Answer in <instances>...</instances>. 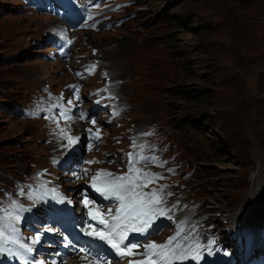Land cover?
Segmentation results:
<instances>
[{
  "label": "rangeland",
  "instance_id": "obj_1",
  "mask_svg": "<svg viewBox=\"0 0 264 264\" xmlns=\"http://www.w3.org/2000/svg\"><path fill=\"white\" fill-rule=\"evenodd\" d=\"M134 1L137 4L128 9L135 13L131 20L115 30L81 35L75 51L62 55L50 39L51 17L19 0H0L4 251H13L3 244L11 223L16 232L32 235L23 236L26 250L49 231V214L19 217L21 223L2 216L17 200L36 206L31 198L42 191L31 184L43 186L41 171L71 184L55 164L59 161L54 149L62 152L63 163L71 149L53 106L61 100L63 107L78 93L83 96L86 85H97L98 76L87 82L94 57L105 58L103 67L122 82L119 90L129 110L114 126L103 121L106 131L118 134L123 125H136L139 133L157 127L165 139L164 147L158 146L159 162L191 174L192 179L171 180L190 190L189 198L202 205L201 215L210 211L211 224L220 231L226 230V222L233 224L248 202L249 223L264 221V0ZM67 126L76 136V123ZM114 140L118 138L111 136L110 146L121 147L119 142L112 145ZM258 182H263L260 190ZM58 186L53 183L57 198L63 192ZM46 198L52 199L50 208L54 206L56 199ZM0 261L8 259L0 253Z\"/></svg>",
  "mask_w": 264,
  "mask_h": 264
},
{
  "label": "bare ground",
  "instance_id": "obj_2",
  "mask_svg": "<svg viewBox=\"0 0 264 264\" xmlns=\"http://www.w3.org/2000/svg\"><path fill=\"white\" fill-rule=\"evenodd\" d=\"M50 25V24H49ZM93 49V48H92ZM109 55V54H108ZM127 55V54H126ZM125 56V54H124ZM102 58V57H101ZM121 58V57H120ZM102 59H105V58H102ZM101 59V60H102ZM110 59V58H109ZM127 59V58H126ZM106 60V59H105ZM123 60V59H122ZM109 61V60H107ZM106 62V61H105ZM125 62V61H124ZM87 64V62H86ZM126 64V63H125ZM89 65V64H88ZM93 65V64H92ZM123 65V64H122ZM126 69V68H125ZM126 73V72H125ZM128 75V74H127ZM134 75V74H133ZM123 76V75H122ZM117 77V76H116ZM126 87V86H125ZM124 87V88H125ZM146 88V87H145ZM123 89V88H122ZM127 89V88H126ZM139 93V92H138ZM136 95V94H135ZM142 131V130H141ZM264 172V171H263ZM254 174V173H253ZM260 177V176H259ZM256 190H260L263 186V182L261 183H256ZM250 196V195H249ZM66 195L63 194V192H61V194L59 195V197L57 198L58 200V203H57V210L56 212L59 214V216H63L65 217L66 216V213H68L69 211H71L73 205L75 206V203L72 202L69 198H65ZM251 203L248 202L247 204H245L242 209L239 211V214L238 216H236L233 220V224L237 221H248L247 220V216L248 214L250 213V207ZM38 207V206H37ZM47 212V211H45ZM231 223H232V220H231Z\"/></svg>",
  "mask_w": 264,
  "mask_h": 264
},
{
  "label": "trees",
  "instance_id": "obj_3",
  "mask_svg": "<svg viewBox=\"0 0 264 264\" xmlns=\"http://www.w3.org/2000/svg\"><path fill=\"white\" fill-rule=\"evenodd\" d=\"M136 4H137V2H136ZM194 175L196 176V175H198V174L196 173V174H194Z\"/></svg>",
  "mask_w": 264,
  "mask_h": 264
}]
</instances>
